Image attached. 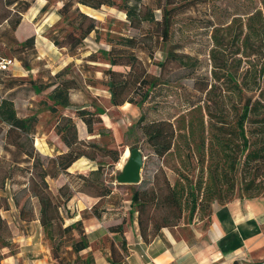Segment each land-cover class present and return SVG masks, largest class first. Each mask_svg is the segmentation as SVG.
<instances>
[{
  "label": "rangeland",
  "instance_id": "1",
  "mask_svg": "<svg viewBox=\"0 0 264 264\" xmlns=\"http://www.w3.org/2000/svg\"><path fill=\"white\" fill-rule=\"evenodd\" d=\"M30 1L32 5L15 33L20 41L34 35L35 51L23 55L29 69L14 62L7 71L0 72V102L10 100L20 119L33 118L28 134L7 133V125L0 121V197L7 205L0 215L15 232L14 239H19L13 241L5 256L20 253L22 246V258H51L38 223L16 221L18 209L14 202L18 208H32L31 217L38 216V201L28 188L31 184L41 186L39 175L49 169L48 160L67 151L56 131L60 116L72 119L78 140L100 148L95 149L94 161L82 157L67 173L45 178L54 195L68 185L72 198L61 211L64 216L75 218L65 224L82 220L89 242L86 253L93 257L97 254L109 261L110 244L120 246L121 237L110 230L119 225L125 240L130 234L141 238L137 218L143 223L148 240L168 233L177 238L202 234L213 203L222 205L236 198L264 196V153L256 161L245 159L247 151L242 148L238 122L245 99L251 96L257 105L242 129L251 144L248 151L264 148V0H143L154 9L157 21L161 19V11L155 10L158 4L173 9L165 44L156 41L152 25L129 27L124 13L116 7L93 10L79 6L81 13L94 20L95 32L71 50V40L66 35H78L75 26L79 20L71 25V13L66 18L58 14L61 0ZM45 5V12L39 13ZM52 37L61 42V48L51 42ZM129 38L137 46L130 53L144 72L159 83L140 108L128 103L112 106L104 85L107 78L103 72L109 66L99 52ZM90 55L95 56V62L87 61ZM172 56L180 57L182 63ZM0 58L12 59L10 51L1 44ZM64 69L62 80L71 81L69 107L51 114L47 95L53 87L47 84ZM128 69L112 67L124 74ZM39 86L37 93L35 87ZM134 99L138 100V95ZM94 107L104 112L100 118L109 130L105 137L96 131L89 135L77 117V110L94 112ZM141 117L140 126L158 122L171 125L172 147L164 157H157L148 145L137 125ZM128 146L143 156L140 183L118 185L116 177L126 162L122 156ZM105 149L120 152L119 162L113 165L103 156ZM94 171L97 174L91 179L112 192L109 199L97 204L99 218L93 217L92 212L98 198L75 192L76 185L82 182L77 176H88ZM136 192L145 204L140 209L131 202ZM193 198L199 205L191 215ZM158 226L167 227L157 231ZM26 237L32 241L30 246L25 244Z\"/></svg>",
  "mask_w": 264,
  "mask_h": 264
},
{
  "label": "trees",
  "instance_id": "2",
  "mask_svg": "<svg viewBox=\"0 0 264 264\" xmlns=\"http://www.w3.org/2000/svg\"><path fill=\"white\" fill-rule=\"evenodd\" d=\"M32 2L30 0H0V44L10 51L12 59L1 60H13L18 62L24 69L28 70L29 65L23 61V55L26 52H34V35L25 37L22 41L18 40L16 30L21 23L22 16L30 9ZM79 6L87 7L93 10H98L101 7H116L121 10L129 27L133 29H140L143 24L152 25L155 28V39L162 44H165L168 40L169 29L173 18V9H166V5L158 4L155 10L161 11L160 21L155 20L153 11L154 9L143 3V0H61V7L58 10V14L61 17H67L70 13L72 19L69 24L74 25L76 20H79L75 26L78 30V35L74 37L72 34H67L66 39L70 41L69 49L76 48L82 43L92 32H95L94 20L84 15L79 11ZM46 5L43 6L39 13H44ZM248 29V27H247ZM252 32V31H251ZM51 42L61 48L57 38L52 37ZM134 40L132 38L123 39L115 45H112L109 50L100 51L99 53L106 59V64L109 69L103 72L107 78L104 82L107 92L109 93V100L112 106H123L128 103L138 108L142 107L146 103L149 93L159 85L156 77L150 76L144 72L139 65L137 58L130 53L131 49L136 48ZM174 61L182 63V59L177 56H172ZM95 56L90 55L87 61L95 62ZM162 66V64H159ZM112 67H128V71L124 74L112 70ZM7 71V70H5ZM0 70V72H5ZM65 74V69L52 76V82L47 84V87H53L51 92L47 95V100L51 102L48 106V110L51 114H56L58 108L69 107V90L71 89V81L62 80ZM233 79L232 76H229ZM40 86L35 87V91L39 93ZM138 95V100L134 97ZM252 97L245 99L242 112L239 116V127L242 138L243 151H247L245 159L250 161H256L261 158L264 153V148L253 149L248 151L251 144L245 138L242 129L243 122L247 119L249 113H253L257 102L252 101ZM77 117L85 125L86 132L91 135L94 131L100 137H105L109 132L101 121V116L104 114L103 110L99 107H94V112L87 110H77ZM33 118L20 119L16 116L13 109V104L10 100L3 99L0 102V121L7 125L8 132L19 131L22 134H28L30 130V121ZM142 117L138 120L137 125L141 129L142 133L147 137V143L153 148V153L162 158L167 155L172 147V140L174 132L169 123L158 122L150 125L140 126ZM56 131L60 134L61 141L64 143L67 151L64 154H60L55 158L49 159V169L40 173L39 179L41 186L31 184L28 188V192L31 196L35 197L38 201V216L36 218L32 216V208L25 209L24 206L18 208V204L15 201L14 207L18 209L16 221L22 222H37L42 235V242H47L48 249L53 260L52 264H95V259L90 252L85 255L81 253L89 248V242L87 240L86 233L84 231V225L82 220H76L70 224H65L66 220L74 219L75 216H64L61 211V207L64 206L72 198L69 192L68 185L62 186L58 189L57 194L54 195L48 189L45 178H55L60 173H67V170L78 159L84 157L90 161H94L95 149L100 148L92 142L80 141L77 138V132L75 124L72 119L66 116H60L56 125ZM132 131V126L127 129V132ZM129 150L134 147H129ZM125 150V149H124ZM124 153V151H123ZM103 156L108 157L111 163L114 165L119 162L121 153L117 150H103ZM97 171L90 172L88 176L78 175L77 177L82 181L78 186L76 185L75 192L86 194L93 198H98V202L92 207L93 217L99 218V214L96 211L97 204L103 199H109L112 196L111 190L103 185L101 182H94L91 178L96 175ZM143 183V182H142ZM175 200V198H173ZM197 199L193 198L192 207L190 210L191 215L194 213L197 204ZM131 202L137 204L140 209L141 205H145L141 202L139 194L136 192L131 198ZM201 203V202H199ZM7 209L6 201L0 197V211ZM211 212V209H210ZM133 213L130 214L132 217ZM178 220V217L177 219ZM139 233L141 240L145 244H149L153 240H148L143 223L138 220ZM172 226H176L173 224ZM167 226H158L157 231ZM110 232L113 235H120V246L110 244L109 248V262L111 264H120L124 257L127 255L128 250L126 247V240L122 236L121 225L116 228H112ZM13 243V235L8 223L0 215V264L5 258L6 252L10 251Z\"/></svg>",
  "mask_w": 264,
  "mask_h": 264
},
{
  "label": "crops",
  "instance_id": "3",
  "mask_svg": "<svg viewBox=\"0 0 264 264\" xmlns=\"http://www.w3.org/2000/svg\"><path fill=\"white\" fill-rule=\"evenodd\" d=\"M11 232L13 241L19 242ZM26 238L25 244L30 246L32 241ZM126 243L128 253L121 264H264V196L213 203L202 234L177 238L168 233L149 244L130 234ZM21 247L20 253L5 256L1 264H51L46 255L33 260L22 258ZM93 255L95 264H111Z\"/></svg>",
  "mask_w": 264,
  "mask_h": 264
},
{
  "label": "water",
  "instance_id": "4",
  "mask_svg": "<svg viewBox=\"0 0 264 264\" xmlns=\"http://www.w3.org/2000/svg\"><path fill=\"white\" fill-rule=\"evenodd\" d=\"M129 155L126 159L121 172L116 177L118 185H137L140 183V172L143 166V156L141 152L134 148L129 150Z\"/></svg>",
  "mask_w": 264,
  "mask_h": 264
},
{
  "label": "built area",
  "instance_id": "5",
  "mask_svg": "<svg viewBox=\"0 0 264 264\" xmlns=\"http://www.w3.org/2000/svg\"><path fill=\"white\" fill-rule=\"evenodd\" d=\"M15 61L13 60H1L0 61V70H8L10 66L14 64Z\"/></svg>",
  "mask_w": 264,
  "mask_h": 264
},
{
  "label": "bare ground",
  "instance_id": "6",
  "mask_svg": "<svg viewBox=\"0 0 264 264\" xmlns=\"http://www.w3.org/2000/svg\"><path fill=\"white\" fill-rule=\"evenodd\" d=\"M128 155H129L128 148H125L124 153H123V156H122L123 160H124L125 158H127Z\"/></svg>",
  "mask_w": 264,
  "mask_h": 264
}]
</instances>
